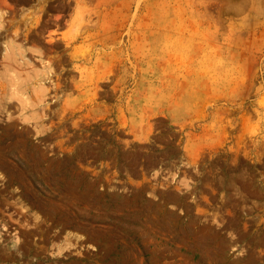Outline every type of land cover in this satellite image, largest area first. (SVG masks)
<instances>
[{
	"label": "rangeland",
	"instance_id": "obj_1",
	"mask_svg": "<svg viewBox=\"0 0 264 264\" xmlns=\"http://www.w3.org/2000/svg\"><path fill=\"white\" fill-rule=\"evenodd\" d=\"M0 264H264V0H0Z\"/></svg>",
	"mask_w": 264,
	"mask_h": 264
}]
</instances>
